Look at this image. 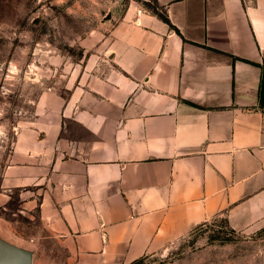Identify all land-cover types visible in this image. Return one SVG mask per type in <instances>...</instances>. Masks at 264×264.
Returning <instances> with one entry per match:
<instances>
[{
  "label": "crops",
  "instance_id": "0c3cea01",
  "mask_svg": "<svg viewBox=\"0 0 264 264\" xmlns=\"http://www.w3.org/2000/svg\"><path fill=\"white\" fill-rule=\"evenodd\" d=\"M155 2L172 26L130 3L17 129L0 208L18 192L39 264H132L219 215L264 229V0Z\"/></svg>",
  "mask_w": 264,
  "mask_h": 264
},
{
  "label": "rangeland",
  "instance_id": "374dc122",
  "mask_svg": "<svg viewBox=\"0 0 264 264\" xmlns=\"http://www.w3.org/2000/svg\"><path fill=\"white\" fill-rule=\"evenodd\" d=\"M132 2L157 7L155 0H0V194L19 125L35 119L38 102L54 87L66 95L57 84L66 63L82 64L85 45L94 49ZM4 207L6 229L34 245L28 239L37 232V221L18 213V192ZM45 247L57 258L51 264H63L58 246ZM135 264H264V229L237 232L219 215Z\"/></svg>",
  "mask_w": 264,
  "mask_h": 264
},
{
  "label": "water",
  "instance_id": "95a60500",
  "mask_svg": "<svg viewBox=\"0 0 264 264\" xmlns=\"http://www.w3.org/2000/svg\"><path fill=\"white\" fill-rule=\"evenodd\" d=\"M36 247L15 238L0 217V264H33Z\"/></svg>",
  "mask_w": 264,
  "mask_h": 264
},
{
  "label": "trees",
  "instance_id": "16d2710c",
  "mask_svg": "<svg viewBox=\"0 0 264 264\" xmlns=\"http://www.w3.org/2000/svg\"><path fill=\"white\" fill-rule=\"evenodd\" d=\"M148 8H149V10H150L152 13H154L155 15H157L160 19H162L164 22H166V23L169 24L170 26H172L171 23H170V21L168 20V18L164 15V13H162V12H158V11H157V8H159L158 5H157V7H153V8L148 7ZM260 100H261V104L263 105V104H264V77H263V81H262V84H261ZM137 262H138V260L135 261V262L132 263V264H135V263H137Z\"/></svg>",
  "mask_w": 264,
  "mask_h": 264
},
{
  "label": "built area",
  "instance_id": "2783aa9c",
  "mask_svg": "<svg viewBox=\"0 0 264 264\" xmlns=\"http://www.w3.org/2000/svg\"><path fill=\"white\" fill-rule=\"evenodd\" d=\"M242 44L244 45L247 51H252V47L256 45V38L252 35L251 32L247 34H242Z\"/></svg>",
  "mask_w": 264,
  "mask_h": 264
}]
</instances>
